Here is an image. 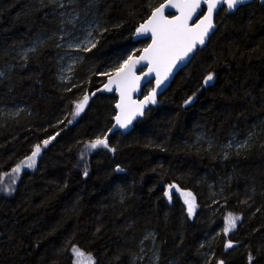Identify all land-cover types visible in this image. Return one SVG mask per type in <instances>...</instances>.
Returning <instances> with one entry per match:
<instances>
[{
    "label": "trees",
    "instance_id": "obj_1",
    "mask_svg": "<svg viewBox=\"0 0 264 264\" xmlns=\"http://www.w3.org/2000/svg\"><path fill=\"white\" fill-rule=\"evenodd\" d=\"M164 1L0 0V175L41 147L0 195V264H74L73 246L95 264H264L259 0L224 7L161 104L79 167L83 146L112 126L117 96L98 93L74 115L77 104L149 43L133 33ZM83 17L97 21L96 41L64 81L66 39ZM177 187L193 194V215ZM229 213L239 219L225 232Z\"/></svg>",
    "mask_w": 264,
    "mask_h": 264
},
{
    "label": "snow or ice",
    "instance_id": "obj_2",
    "mask_svg": "<svg viewBox=\"0 0 264 264\" xmlns=\"http://www.w3.org/2000/svg\"><path fill=\"white\" fill-rule=\"evenodd\" d=\"M201 2L202 0H179L180 5L182 6V15L173 16L171 19H168L163 15V10L166 5L162 4L159 7L155 8L149 20L145 24H141L137 29V34L139 35L151 33L152 43L143 50L144 54L142 56L135 59L129 56L128 59L125 60L119 66V68L116 69L117 81L124 87H127L128 85H134L135 82L140 79V77L135 76L134 74L136 65L139 64L141 60H151L156 65V69H150L149 73H146L145 75H150L151 72L155 70L157 87H159L160 83L162 82L160 73L158 71L159 67L165 66L170 70L177 61L186 59L189 56V53H191L198 44L203 45L205 43V37L207 36L209 29L213 27L211 23V17L214 7L220 4H225L228 9H233L238 4L242 3L243 0H203V2L208 6V13L204 17V20L208 21L207 25H204V21H200V23L189 27L187 21L191 18L196 9L200 7ZM196 29L200 30L196 31ZM85 50L87 51L88 49ZM164 78H167V73L165 74ZM212 79L213 76L210 74L207 76L204 83L207 84ZM87 101L88 96H85L83 98V101L77 104L76 112L74 113V115H79L80 111L83 109V106L87 103ZM149 102H156L155 89H153L152 93H150L148 96H145L144 100L141 101L139 106H137L136 108H133L131 106L127 107L126 109L122 108V111H124V118L121 119V117L118 116L116 118L117 123L121 127H128V125L136 115L142 114L139 109L142 108L144 104ZM117 107L121 106L117 105ZM43 143L45 146H47L49 141L45 140ZM87 147L90 149H96L97 147L107 148L108 144L106 139L97 138L96 141L90 143L89 145H87ZM111 150L115 151V149ZM40 152V145L34 146L32 155L30 157H27L26 161L22 163L28 168L34 167L35 159ZM12 171L13 173H19L21 171V167L18 165ZM86 174L87 173L85 172V175ZM188 195L191 196V193H189ZM186 203L189 202L186 200ZM188 211L190 214L193 211V205L191 203H189ZM238 219L239 217H234L231 213H229L228 217L226 218L225 232H228L230 229L234 228ZM228 246H231V243H229ZM73 251L80 256L83 255L77 249H73ZM249 259H251V257ZM220 264H223V261H220Z\"/></svg>",
    "mask_w": 264,
    "mask_h": 264
},
{
    "label": "water",
    "instance_id": "obj_3",
    "mask_svg": "<svg viewBox=\"0 0 264 264\" xmlns=\"http://www.w3.org/2000/svg\"><path fill=\"white\" fill-rule=\"evenodd\" d=\"M253 1H255V0H243L242 3L238 4L233 9H228L225 4H220L216 7H214L213 12H212V17H211V23H212L213 27L211 29H209V31H208V34L205 37V43L203 45L198 44L193 49V51L191 53H189V56L186 59H184L182 61H177L176 64L171 67L170 70L165 66L159 67L158 71L160 73V77H161V81H162L160 83L159 87H157V79H156V71L155 70L152 71L150 75H145L146 73H149L150 69H156V65L151 60H141V62L136 65V67L134 69V74H135V76L140 77V79L138 81H136L134 85H128L127 87H124L123 85H121L117 81L116 71L109 74L107 76L105 82L101 86H99L97 89H95L90 94V96H88V101H87V102H89L91 100V98L98 93L115 94L117 96V100L114 103L116 113L112 118L113 124L108 129V131L106 132V135L104 136V138H101V139H106L107 144H108V137L111 134H114L117 131L121 132L122 134L129 133L135 127L136 122L145 117L146 112L148 111V109L150 107H155V106L161 104L160 97L170 87V85H171L172 81L174 80V78L176 77V75L182 69H184L186 66H188L191 63V61L193 60L195 54L200 49H203L208 44V42L210 41L211 37L213 36V34L215 33V31L217 30V27H218V25L216 23V15L224 7L227 9L228 13H234L238 10V8L240 6L245 5L247 3H250V2H253ZM259 2L264 3V0H259ZM162 4L166 5V7L163 10V15L165 17H167L168 19H171L173 16H181L182 15V11H181L182 6L180 5L179 0H165L160 5H162ZM171 5H175V6H171ZM159 6H157V7H159ZM203 8H205L204 12H203ZM152 12H151V14H152ZM207 13H208V6L202 0L200 7L196 9V11L193 13L191 18L187 21L188 26L192 27L193 25L200 23V21H204V25H207L208 21L204 20V17L207 15ZM151 14L149 15V17L146 20H144L143 22L138 24V26L135 28V31L133 33L132 40L134 42L142 40V39H147V38L150 39L149 43L145 47H143L138 54L131 55V57H133L134 59L142 56L144 54L143 50L145 48H147L152 43L151 33H147V34H143V35L137 34V29L140 27L141 24H145L149 20V18L151 17ZM199 30L200 29H196V31H199ZM166 73H167V78L165 79L164 77H165ZM150 82L153 83V86L151 87V89L147 93H143L144 87L147 84H149ZM153 89H155V101L156 102L155 103L149 102V103L144 104L143 107L139 109V111L142 112V114L136 115L132 119V121L128 125V127H126V128L121 127L117 123L116 118L118 116H120L121 119L124 118V111H122V108L126 109L129 106L136 108L137 106H139L140 102L144 100L145 96H148L150 93H152ZM122 93H123V96H122ZM117 105H120L121 107H117Z\"/></svg>",
    "mask_w": 264,
    "mask_h": 264
},
{
    "label": "rangeland",
    "instance_id": "obj_4",
    "mask_svg": "<svg viewBox=\"0 0 264 264\" xmlns=\"http://www.w3.org/2000/svg\"><path fill=\"white\" fill-rule=\"evenodd\" d=\"M72 24L76 27L70 32L69 36L66 39V45L68 49L66 50V52L62 57L63 61L61 63L60 77L64 81H70V79L72 78L73 67L80 59V50L88 49L94 45L96 41L94 32L98 28L97 21H95L94 19H87L85 17L80 19V22L78 23L73 22ZM89 144L90 143L84 145L81 151L79 167L83 171H87L88 155L90 152L94 150L87 147V145ZM24 166L25 165L20 166L21 170ZM12 170L2 173L0 175V195H10L14 192L21 171L19 173H13ZM176 192L179 194V196L182 199H184L185 202L187 200L189 203L193 205V211L191 212V215H193L194 209L196 208L193 194L179 187H177ZM189 193H191V196L188 195ZM189 203H186L187 207H189ZM73 249H77L83 255L82 256L78 255L76 252L73 251ZM72 254H73L74 264H93V262L95 264L94 257L89 253L81 250L78 246H73Z\"/></svg>",
    "mask_w": 264,
    "mask_h": 264
},
{
    "label": "bare ground",
    "instance_id": "obj_5",
    "mask_svg": "<svg viewBox=\"0 0 264 264\" xmlns=\"http://www.w3.org/2000/svg\"><path fill=\"white\" fill-rule=\"evenodd\" d=\"M169 188V187H168Z\"/></svg>",
    "mask_w": 264,
    "mask_h": 264
}]
</instances>
